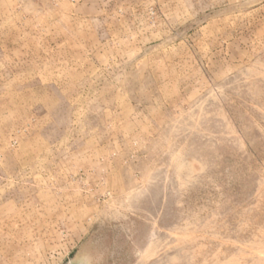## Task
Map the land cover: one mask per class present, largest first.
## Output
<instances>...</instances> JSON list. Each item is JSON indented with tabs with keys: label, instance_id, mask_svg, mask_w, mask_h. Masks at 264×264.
Wrapping results in <instances>:
<instances>
[{
	"label": "rangeland",
	"instance_id": "rangeland-1",
	"mask_svg": "<svg viewBox=\"0 0 264 264\" xmlns=\"http://www.w3.org/2000/svg\"><path fill=\"white\" fill-rule=\"evenodd\" d=\"M0 264H264V0H0Z\"/></svg>",
	"mask_w": 264,
	"mask_h": 264
}]
</instances>
